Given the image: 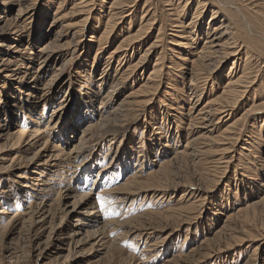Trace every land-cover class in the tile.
<instances>
[{
    "label": "rangeland",
    "instance_id": "374dc122",
    "mask_svg": "<svg viewBox=\"0 0 264 264\" xmlns=\"http://www.w3.org/2000/svg\"><path fill=\"white\" fill-rule=\"evenodd\" d=\"M32 1H34V4L31 7L29 3H32ZM102 1L95 0L94 2L95 11L92 16H95L89 20V28H86V34L84 36V42L87 45L91 43L90 36L93 33L91 31L92 27L99 24V29L101 31L104 30L102 25L105 26V23L103 24L102 21L105 20L103 19L101 21L100 17L103 13L106 14V9L100 8L99 4ZM106 1L109 2V0ZM154 1L157 5H153L152 8H154L153 10L157 8V16L159 15L157 19L160 22L157 25L158 29L159 25L167 23L166 20L169 18L164 14V8L168 10L171 6L175 7L179 3V0H168V2H166L167 0H157V2L156 0H151L152 3ZM174 1L175 3H172ZM105 2L103 1L101 5H106ZM24 3L25 7L29 6V10L32 9L36 16L33 34H36V27L41 23L38 11L44 8L47 10V13L44 16L43 24L45 30L49 31L48 27L53 21V15L57 12L58 5L56 3L51 4L52 0H24ZM145 3L146 0H139L133 14L125 17L130 14L129 12L127 15L121 16L123 18L118 20V26H116L117 28L115 30L116 38H118L119 33L128 35L137 32L141 25L140 22H142L140 19L143 16L142 8ZM165 3H169L170 6L165 7ZM255 4L261 5L254 7L264 14V1ZM72 5L66 2L64 7L58 11L59 17L65 15L67 16V23L74 24L78 22L80 16H73L74 14L72 12L74 9ZM197 5L198 2L195 1L192 8L197 7ZM246 8H248L247 11L251 12L253 6ZM17 9L18 7H15V10L9 14L8 18H14ZM153 10L152 12H154ZM98 11L103 13H98ZM71 14L73 17L70 16ZM163 14L167 17H164ZM192 16L190 12L187 20L189 21ZM97 17L98 20H94ZM149 18L150 16L147 17V19ZM25 19L23 18L21 20V25H23ZM96 21L97 23L94 25ZM169 29L172 30L171 28ZM170 30H168L169 39H167L171 41L172 36L170 35L174 33V30ZM157 33L158 30L153 33L154 36ZM14 38L15 36L11 35L10 38L5 40L6 46L3 48L5 51H8L9 47L17 43L18 40ZM152 39L154 40V38ZM203 41L201 43L199 42L200 46L203 44ZM91 44L88 45L91 48L88 47V49L81 51L80 58L78 60L75 59V62L66 68L67 72L61 78L62 80L54 83L51 100H49V97L47 107L44 108V113L40 112V106H35L37 109L34 107V112L32 110L33 106L29 107V105H33V100H30L28 104V98L23 95L24 102L21 111L24 115L17 110L20 120L17 126H13L12 132H17L19 128H22L28 132L31 130L30 134H32V131L36 128L35 123L40 124V127L45 129L48 126L51 114H53V109L60 110L59 108L62 107L61 119L55 134L52 137H47V133L44 130L46 139H40L38 141L34 139L32 143H28L27 140L18 142L16 138L8 142L0 139V146H4L0 150V210L4 209L7 212L5 217L0 220V224L2 223L1 226H3L13 216H19L16 217L14 224L0 234V264H249L252 261H255L256 264H264V244L259 251H256V242L252 243L253 241H249V239L264 234V206L260 205L261 207L258 208V213H260L256 218L257 221L254 222H257V225L255 226L253 222H250L254 219L249 220L250 223L249 225L247 223L249 227L246 229L247 231L245 230L246 232L243 231V218L228 221V217L237 216V212L241 208L244 209L245 206L264 198V127H262L263 129H259L262 124L264 126V122L261 120V117H263L261 113L255 114L258 121L255 130L250 127L247 132H244L240 141L231 146L232 149L230 152H227L226 157L230 156V160L233 163L231 162V165H229L226 172H223L222 176L219 174L217 176L208 170L206 166H210V164L204 163L201 153L194 152L193 154L195 156H187L181 161L178 167H171L167 171L168 174L162 176V178L164 177L162 179V188L160 186L158 187V184L153 183L152 180L149 181V177L158 172V166L163 161L160 160L163 159L160 155L162 154L160 150L166 141L165 136L170 137V133L171 136L173 134L176 135L178 130H182V136L181 138L179 137V142H176L177 139L175 137L174 144L173 142L172 144L175 149L182 150L188 142L185 140V134L187 132L182 128L186 124V119L183 116L189 113L190 101L186 98L184 99L185 102L182 100L181 94L186 95L187 92L185 86L182 84H174V89H171L168 82L163 81L155 100L151 104L154 112L153 115L149 108L148 110L150 111H147V107H143L142 109L146 110L141 113L140 117L129 122L128 126L120 132L119 136L115 138H113L114 136L108 137L103 141L100 148L96 147V149L93 145L95 143L92 142L90 145L91 150L89 148L90 151L85 153L87 155H79L80 159L78 158L75 164L71 163L70 160H66L65 154L60 153V158L53 157V159H50V157L44 154V150H54L52 147L58 144V136L63 133L64 129L75 128L74 133L69 135L71 140L73 136L78 137L82 129L89 124V121L84 116H77L76 113L83 111L88 116H92L93 112L98 114L100 112L104 113L103 110L105 111V108L98 109L101 107H99V100L97 98L90 100L89 98L84 99V96L86 92L91 93L96 88L101 91V95L110 90V86L103 88V86L97 87V85L101 84L98 78L102 76L107 78L109 75L112 76L115 74V69H110L108 72L104 71V75L101 76L105 69L106 58L114 48V41L106 43L108 48L98 57L95 63V66L96 64L97 66H94V71L90 70L97 53L98 44ZM40 45L34 38V52L39 49ZM166 46L168 48H174V45L167 44V41ZM182 50L175 49L177 52L175 56L179 58L187 54L186 51L188 50ZM167 53L170 55V52ZM140 54L141 52L135 56L133 55L130 63L137 61ZM85 55L87 56L84 58ZM176 57H173V59L178 62V58ZM155 61L156 53L149 56L146 63L147 68H151ZM233 61V58H229L221 64L215 78L218 79L220 76H223V80L217 82L215 85L211 81L210 86L213 88L211 89L209 87L208 95H202L200 106L221 94L220 89L222 86L220 84L223 81L227 82L230 78V67ZM63 62V58H59L55 64H51L50 70L52 66L62 64ZM168 63L170 64V62ZM244 63L242 60V63L239 62L237 66L234 65L235 69H238L237 71L235 70L236 73L243 71ZM82 66L86 68H82ZM263 67L264 58L258 62H254L252 76H257L258 79H264ZM77 70L79 72L81 71V73L76 74ZM82 70H89L91 72L90 79L91 81L95 80L91 82V87L86 83V79L89 78L84 77L85 74H83ZM51 71L47 74L46 79H42V81L46 82L50 78ZM147 76L148 71L142 79L140 75L138 77L140 80H136L135 84L127 89L136 92L144 84L145 81L143 80L144 78L147 79ZM97 79L98 81H96ZM18 86V82L14 80L4 83V74H0V97L3 92V87H5L4 90L6 92L10 93V96L18 95ZM255 89L258 92L254 93L252 91L250 93L251 95H248L249 98L247 97L243 105L245 107L244 109H248L249 106L251 107L253 101H256L255 105L258 108L260 107L259 109H263L262 103L264 101L262 98H264V89L260 90L261 88L259 86L255 87ZM129 90H126L125 94ZM165 93H169V95H165ZM4 99L1 101L0 98V122L3 121L2 124L6 126L12 120L10 111H8L9 116L6 110H14L12 106L15 104V100L9 98L8 102L5 103ZM91 101L93 102L91 103ZM170 103H174V106L177 107L183 106V109H179L177 113L173 112V114L181 117V120H179L181 121L179 125L181 129H178V125L174 122L175 117L169 116V120L173 121V123L171 122L173 124L170 127L171 130L165 128L162 134L159 135L157 126L160 125L158 121L162 124L161 117L164 113L166 114L168 112L165 104ZM92 110L94 111L92 112ZM15 113L16 110L14 116H16ZM243 113V110L235 112L230 124ZM130 117L131 115L129 114V119ZM96 118L99 119V115ZM15 119L18 120L17 117ZM168 122L167 120V124ZM183 122L185 123L183 124ZM13 124H16V122ZM240 125L243 127V123H239L236 127L237 131L235 129V132L240 131L238 130ZM227 126L222 127L218 133L223 132ZM29 128L32 129L29 130ZM250 131H252L251 134ZM193 134L195 136V133ZM246 139L252 144L244 146ZM153 143L158 144L157 149L155 148L156 145H152ZM243 146L249 148L251 152L244 151L242 149ZM115 154L117 158L114 156ZM168 156L170 155H167L166 158H169ZM121 161L127 162L128 165L124 163L122 168L118 167V163ZM261 161H263L262 164ZM260 164L263 169H261ZM237 165L238 169L236 168ZM245 165L249 171L245 168H243L245 172L240 170ZM109 172L111 174L105 177ZM101 173L104 174L102 175ZM99 174L100 178H106V182L110 180L108 182L110 188H108L106 198H112L114 203H107L106 207L109 212L118 210L120 213L118 216L105 219L104 212L100 209L97 195L99 194L104 197L105 195L99 193L103 189V184L98 183L99 179H97V176ZM109 176L111 177L109 178ZM215 180L220 181L215 185L212 183ZM151 182L155 185L152 186ZM145 183L149 189L145 188ZM73 190L78 195L89 193L92 207L98 208L97 211L101 212V224L96 228L88 230L93 233L97 228L103 227L104 224L107 225L102 231L98 232V234H101L98 236V241L100 240L101 242L97 246H93L95 241H91L93 234L90 233L88 237L83 238L81 241H79V237L76 238L74 244L68 250V243L70 241H66V234L71 233V226L69 225L71 221H68L66 213L68 210H64V206L60 204L62 200H58V198L63 196V199L66 194L69 192L72 193ZM199 201H202V204ZM192 203H196L195 208L188 211L187 209ZM198 204H201V206ZM189 213L191 216H195V214L197 216L194 219H188ZM222 230L224 232H221ZM234 233L236 234L233 235ZM241 238H245V241H239ZM38 257L40 259L37 261Z\"/></svg>",
    "mask_w": 264,
    "mask_h": 264
},
{
    "label": "bare ground",
    "instance_id": "6f19581e",
    "mask_svg": "<svg viewBox=\"0 0 264 264\" xmlns=\"http://www.w3.org/2000/svg\"><path fill=\"white\" fill-rule=\"evenodd\" d=\"M103 1L105 2L106 0ZM195 1L198 2V5L197 7L192 8V5L195 3ZM260 1L264 0H179V3L176 4L177 7L175 4V7L171 6L170 8H168V10H165V8L163 7L164 14H166L169 18H167L166 20L167 23H162L157 29V25L160 23L157 19L159 15L157 16V8L155 10H153L154 8H152L153 5L157 4L155 3V1L154 4L152 3L153 1L151 2V0H146V3L142 8L143 16L140 19L142 22H140L141 25L139 26L137 32L128 35L119 33L118 38L115 37V30L117 28L116 26H118V20L122 19L123 17L121 18V16L127 15V13L129 12L130 14L125 17L133 14V12L137 8V2H139V0H109V2H105L106 5H101L102 3L99 4L101 9H106V14L98 11V13H103L102 16L99 14L101 16V21L104 19L106 22L102 21L103 24L105 23V26L102 25L104 27L103 31L99 29V24H96L97 21L94 22V25H96L91 29L93 33L90 36V42L92 44H98V49L92 62L90 71H94V68L97 66V64L95 66V63L98 57L103 51L108 48L106 46V43L109 41H114V48L110 51L109 56L106 58L105 69L103 68L104 70L101 76L104 75L105 72H108L110 69H115V74L112 76L109 75L107 78H104L103 76L98 78L100 79L99 81L101 82V84H98L97 87L103 86V88H106L110 86V90L101 95V91L97 90L96 88L91 93L86 92L84 99L89 98L90 100H94L93 98H97L99 100V107H101L98 109L105 108V111L103 110L104 113L100 112L98 114H95L93 112L94 110H92V116H88L87 114H85V112L83 113V111H79L78 113H76L77 116H84L85 119L89 121V124H87L82 129L81 134L78 137L73 136L71 140L69 138V135H72L74 133L73 131L75 128L64 129L63 133L58 136V144L52 147V149L54 150H44V154L47 157H50V159H53V157L60 158V153L65 154L66 160H70L71 163L75 164V161L78 160L79 155H84L91 150L90 145L92 144V142L95 143L93 145L96 149V147L100 148L103 141L108 137L114 136L113 138H115L119 136L120 132L126 126H128L129 122H132L134 121V119L140 117L141 113L146 110L142 109L143 107H147V111L151 110V114L153 115L154 112L153 108H151V104L155 100L156 94L159 91L163 81H167L168 85L171 86V89H174V84H182L183 86H185V89L187 91L186 95H181L182 100L186 98L190 101L189 113L183 116V118L185 117L186 119V124L185 127L182 128L185 132H187L185 134V140L188 142L182 150L175 149L173 141L176 137V142H179V137L181 138L182 136V130H178L176 135L173 134L171 136L170 133V137H167L166 135V141L164 142L160 150L162 152V154L160 155L163 158L160 160L163 161L158 166V172L152 174L149 177V181L152 180L153 183L158 184V187H161L162 179H164V177L162 178V176L168 174L167 171L171 167H178L181 161L187 156H195V154H193L194 152L201 153L204 163L210 164V166H206L208 167V170L215 173L217 176L218 174L222 176L223 172H226L232 162L230 160V156L226 157L227 152H230V150L232 149L231 146L234 143L239 142L244 132H247L250 127L255 130V126L258 123L255 114L261 113L263 115V117H261V120L264 122V102L262 103L263 109H259L260 107L258 108L255 105L256 101H253V105H251V107L249 106L250 108L248 107V109H244L245 107L243 106L248 95L252 91L254 93L258 92L255 87L259 86V88H261L260 90L264 89V79H258L257 76H252L254 62H258L259 60L264 58V14L256 8L257 5L260 4H255ZM66 2H69L71 5L73 4V16H80V19L77 23H67V16L65 15L59 17L58 10L62 9ZM94 2L95 0H52L51 4L56 3L58 6L56 9L57 12L53 15V21L48 27L49 31L45 30L43 24L44 16L47 13V10L44 8L38 11V16L41 20V23L36 27V34L34 35L33 32L35 29L34 23L36 16L32 9L29 10V6L25 7L24 0H0V74H4V83L7 81L12 82V80H14L19 84L17 88L18 95L16 94L13 97L10 96V93L6 92L4 90L5 87H3V92L0 97L1 101H3V98H5L4 101L6 103L10 98L15 100V104L12 106L14 110H6L7 115L10 116L11 114V122L7 123L8 125L6 126L2 124L3 121L0 122L1 140L8 142L11 139L13 140L16 138L18 142L27 140L28 143H32L34 139L37 141L40 139H46V137L44 136V130L47 133V137H52V135L55 134V131L61 119L60 115L62 107L59 108L60 110L53 109V114H51L50 120L48 121V126L45 127V129L41 128L40 124L35 123L36 128L34 131H32V134H30V129L32 128H29L30 132L23 130L22 128H19L17 132H12L13 126H17V123L20 120V116L19 114H17V110L24 115V113L21 111L23 109L22 105L24 102V95L28 98V104L30 100H33V105H29V107L33 106L32 110L36 108L35 106H40V112L44 113V108L47 107L48 98L50 97L49 100H51L52 87L54 83L58 80H62L61 78L67 72L66 68L74 63L75 59L78 60L80 58L81 51L90 47L88 45L91 43L86 42L88 43V45L85 44L84 36L86 34V28H89V20H91L95 16H92L93 12L95 11ZM166 2H168V0ZM172 3H175V1ZM33 4L34 1H32V3H29L31 7ZM164 6L167 7L170 5L169 3H165ZM252 6L253 11H247L248 8L246 7ZM15 7H18L15 17L8 18L9 14H11L13 10H15ZM133 8L135 9L133 10ZM152 10L154 12H152ZM190 12L193 16L188 21L187 16ZM72 14L70 15L71 17H73ZM149 16L150 18L147 19V17ZM173 17H175V19H173ZM23 18L26 19L24 20L23 25H21L20 23ZM27 20L29 21L25 22ZM94 20H98V17L94 18ZM169 28H171L172 30H170ZM156 30H158V33L156 36H154L153 33ZM168 30H174V33L170 35L172 36L171 41L168 40ZM11 35L15 36L14 39L18 41L17 43H15V45L9 47L8 51H5L3 49L6 46L5 40L10 38ZM34 38L41 44L36 52H34L33 50ZM152 38H154V40ZM166 41L167 44L174 45V48H168L166 46ZM201 41H203V44L200 46L199 42L201 43ZM175 49L181 51H183L182 49H186L188 51H186V55L180 56L178 58L175 56V54L177 53ZM139 52H141V54L139 55L138 60L130 63L132 56H135ZM167 52H170V55H168ZM154 53H156V61L151 68H147L146 63L148 61V58ZM86 56L87 55H85L84 58ZM173 57L178 58V62L175 61ZM59 58H63L64 62L62 64H56L52 66L51 71V64H55ZM229 58H233L234 60L232 62V66L230 67L229 74H231V76L227 80V82L223 81V83L220 84V86H222V88L220 89L221 94L215 99H212L200 106L202 95L209 94L208 92L209 87H211V81L213 82V85H215L217 84V82L223 80V76L221 77L219 75L220 77L218 79H216L215 76L218 74L221 64L226 62ZM242 60L245 62L243 71L236 73L235 70L237 71L238 69H235V66H237L239 62L242 63ZM168 62H170V64ZM82 65L84 64L82 63ZM82 68L86 67L82 66ZM50 71L52 74H50V78L46 80V82L42 81V79H46V76ZM90 71L82 70L83 74H85V78L90 79ZM147 71V79L144 78L143 81L145 82L143 85H141L139 90H137L136 92H132L133 90L127 89L135 84L136 80H140L138 78L140 75L142 79ZM79 73H81V71L79 72L77 70L76 74ZM261 75L263 76L262 73ZM89 79H86V83L89 84V87H91V82H94L95 80L91 81V79ZM98 79L96 81H98ZM212 88L213 87H211V89ZM126 90H129L127 94H125ZM82 95L84 94L82 93ZM165 95H169V93H165ZM262 99L264 101V98ZM92 102L93 101H91V103ZM177 102L176 104H178ZM165 106L168 112L162 115V124H160L158 121V124L160 125L157 126L159 135L162 134L165 128L171 130L170 127L173 125V121L169 120V116L175 117L176 121L174 120V122L176 123V125H178V129H181V127L179 126L181 124V121H179L181 120V117L173 114V112L177 113L179 109H183V106L177 107L174 106V103L165 104ZM148 108L150 110H148ZM15 110L16 116H14ZM239 110H243L244 113L232 124H230V121L233 119L235 112H238ZM8 111H10V114ZM105 113L107 114L105 115ZM129 114L131 115L130 119ZM98 115L99 119L96 118ZM15 117H17L18 120H16ZM167 120L169 121L168 124ZM14 122H16V124H13ZM185 122H183V124ZM239 123H243V127H241L240 125L241 128L238 127V130L240 131L235 132V129ZM224 126H227V128L224 129L223 132L218 133ZM262 127H264L263 124L259 127V129H263ZM42 130L43 132H41ZM193 133H195V136ZM251 133L252 131H250V134ZM251 144L252 143L246 139L244 146ZM152 145H156V148L158 144L153 143ZM244 146L242 147L244 151L246 150L248 152H251L249 148H246ZM2 147L4 146L1 145L0 150L3 149ZM54 154L58 156H54ZM167 155H170L168 156L169 158H166ZM114 156L117 158L116 154ZM123 161L118 163V167L122 168L124 166V163H127ZM262 162L263 161H261V164ZM126 165H128V163ZM245 166L240 170L244 171L243 168L247 170L248 167ZM236 168L238 169V165L236 166ZM261 169H263L262 165ZM247 171H249V169ZM35 174L37 173L35 172ZM110 174L111 173L109 172L105 175V177ZM221 176H219V178ZM105 177L100 178L99 174L97 176V179H99L98 183L103 184V189L99 193L105 195L106 197V195L108 194V188H110V185L108 183L110 182V180L106 182ZM110 177L111 176H109V178ZM219 181L220 180H215L212 183L216 185L217 183H219ZM154 185L155 184H152V186ZM145 188L148 187L146 186ZM74 190L72 193L68 191L69 193L66 194L63 199V196H60L58 198V200H62V203L60 202V204L64 206V210H68L66 212L68 221H71L69 222V225L71 226V233L66 234V241H70V243H68V250L69 247L74 244L76 238L79 237V241H81L83 238L88 237L90 233H92L88 229L96 228L102 222V216H100L101 212L97 211L98 208L92 207L90 194L87 193L84 195H78V193H75ZM199 203L202 204V201H199ZM195 204L196 203H192V205L194 206L191 205L187 210H193L195 208ZM201 204L198 205L201 206ZM260 205L264 206V198L252 203L251 205L245 206L244 209L241 208L239 212H237V216H229L228 221L236 220V218H243V231H245L249 227L248 225L250 222L254 223L255 221H257L256 218L260 213H258V208L261 207ZM6 214V210H0V220L5 217ZM17 216H13L3 226H1L2 223L0 224V234L2 231L7 230L9 226L14 224ZM195 216L197 215L195 214ZM195 216H191V214L189 213L188 219H194ZM251 219L254 220L249 222V220ZM256 223H254L255 226L257 225ZM105 226L107 225L104 224L103 227H101L102 229L97 228V230L92 233L93 235L91 234L93 237L91 241H95L93 246H97L101 242L100 240L98 241V236L101 235L100 233L98 234V232L102 231ZM221 232L224 231L222 230ZM235 234L236 233H234L233 235ZM244 239L245 238H241V240L239 241H245ZM249 241H253L252 243L256 242V251H259L264 244V234L256 236L253 239H249ZM39 259L40 257H38L37 261ZM249 264L256 263L255 261H252Z\"/></svg>",
    "mask_w": 264,
    "mask_h": 264
},
{
    "label": "snow or ice",
    "instance_id": "6c2138e0",
    "mask_svg": "<svg viewBox=\"0 0 264 264\" xmlns=\"http://www.w3.org/2000/svg\"><path fill=\"white\" fill-rule=\"evenodd\" d=\"M97 200H98L101 211L104 212L105 219L120 215L118 210L109 212V210L106 207L107 203H114V200H112V198H106L98 194Z\"/></svg>",
    "mask_w": 264,
    "mask_h": 264
}]
</instances>
